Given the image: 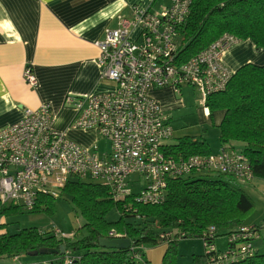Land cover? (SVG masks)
Instances as JSON below:
<instances>
[{"label":"built area","instance_id":"built-area-1","mask_svg":"<svg viewBox=\"0 0 264 264\" xmlns=\"http://www.w3.org/2000/svg\"><path fill=\"white\" fill-rule=\"evenodd\" d=\"M192 1L170 0L159 13L132 7L129 17L118 15L116 27L106 29L104 38L94 43L101 78L114 87L101 94L67 97L65 103L74 112L70 128L95 131L107 142V150L84 148L56 133L47 104L25 109L20 121L0 129L1 205L30 212L40 196L57 199L71 179L107 187L114 201L129 197L125 207L162 204L171 180L199 173L230 174L244 183L252 179L244 158L229 148L215 155L176 156L168 143L174 133L170 115L149 95L152 89L179 92L189 87L205 106L232 77L223 55L239 41L229 34L186 62L178 61L181 25ZM24 77L35 84L29 71ZM249 233L241 227L231 240H244ZM109 238L122 237L110 233ZM136 261L145 264L139 256Z\"/></svg>","mask_w":264,"mask_h":264},{"label":"trees","instance_id":"trees-1","mask_svg":"<svg viewBox=\"0 0 264 264\" xmlns=\"http://www.w3.org/2000/svg\"><path fill=\"white\" fill-rule=\"evenodd\" d=\"M223 34L239 42L248 40L257 50H264V0H193L181 25L178 61L186 62ZM205 108L210 114L224 113L218 126L219 143L244 158L250 181L244 183L230 174L199 173L171 180L162 204L125 207L129 197L114 201L107 187L71 179L59 197L67 195L84 219L74 239L36 228L10 234L0 226V261L48 249L56 252L42 255L47 261L35 264H139L137 256L149 264L144 259L145 246L164 245L161 264H177L179 241L193 237L204 240L207 248L205 254L191 256L192 264H264V223L243 225L254 209L243 184L264 180V65L246 64L237 69L224 91L207 98ZM235 143L240 146L231 145ZM171 151L184 158L211 154L207 142L196 136L179 138ZM55 200L40 196L28 213H49ZM112 210L118 218L108 222L106 216ZM22 212L17 206L0 204V215ZM211 227L215 228L213 233L209 232ZM241 227L249 229L248 238L232 241ZM110 233L128 239L130 248H100L99 239L109 238ZM220 236H227L229 241L223 252L214 248V240ZM61 246L63 254L59 252Z\"/></svg>","mask_w":264,"mask_h":264},{"label":"crops","instance_id":"crops-1","mask_svg":"<svg viewBox=\"0 0 264 264\" xmlns=\"http://www.w3.org/2000/svg\"><path fill=\"white\" fill-rule=\"evenodd\" d=\"M170 5V0H0V129L20 121L25 109L47 104L56 133L84 148L97 146L100 140L95 131L70 128L74 112L65 99L113 89L111 82L101 78L94 43L104 38L106 29L116 27L118 15L129 17L132 7L159 13ZM223 62L233 72L246 64L264 65V50H257L248 40L240 41L224 53ZM25 71L34 78V85L26 82ZM182 91L152 89L149 95L173 117L192 107V100ZM202 112V123L214 114L217 127L224 115L210 114L205 106ZM193 135L207 142L212 155L223 148L219 142L211 145L202 134ZM158 248L143 250L149 264H161L164 246ZM191 249L192 254L179 256L177 264H192V255H203L197 243ZM20 259L10 260L17 264Z\"/></svg>","mask_w":264,"mask_h":264},{"label":"rangeland","instance_id":"rangeland-1","mask_svg":"<svg viewBox=\"0 0 264 264\" xmlns=\"http://www.w3.org/2000/svg\"><path fill=\"white\" fill-rule=\"evenodd\" d=\"M182 89V94L192 100V107H188L186 112H184L185 114L179 113L173 117L169 114L170 124L174 129V133L172 139L168 141V143L175 144L177 140L183 136L202 134L206 139H208L211 145L218 144L219 130L215 125V115L213 114L212 119L206 120L202 123V119L204 118V114L202 112L204 106L198 100L197 93L195 94L189 87H183ZM99 140L100 142L97 146L99 147L100 152L107 150V142L103 140V138H100ZM243 186L247 189L254 201V209L251 214L245 218L243 225L252 226L264 223V180L253 179L250 184H243ZM69 201L70 199L67 195H62L61 197L58 196L49 213L35 214L24 211L20 214L0 215V226L4 231H8L10 234L21 229L36 228L42 230L43 232H53L58 235L62 234L66 238L74 239V234L84 225V219L73 209ZM117 218L118 214L115 210H112L106 216V220L108 222H115ZM194 242L202 248L203 254H205L201 240L199 238L190 237L179 241V256H188L192 254L190 252L192 251L191 247ZM218 242L221 243V245ZM228 243L229 241L227 236H220L214 240V248L217 251L223 252L227 250ZM159 246H145L144 249L158 250L160 249L158 248ZM46 258L47 257H43L42 255L36 257L22 256L19 263H40L42 261H47ZM0 264L13 263L10 259H4L0 261Z\"/></svg>","mask_w":264,"mask_h":264},{"label":"water","instance_id":"water-1","mask_svg":"<svg viewBox=\"0 0 264 264\" xmlns=\"http://www.w3.org/2000/svg\"><path fill=\"white\" fill-rule=\"evenodd\" d=\"M98 246L106 250H125L130 248V241L124 238H101L98 241ZM56 251H51L48 249H40L28 254L29 257H35L37 255H50L54 254ZM60 254L64 253V247L59 248Z\"/></svg>","mask_w":264,"mask_h":264}]
</instances>
